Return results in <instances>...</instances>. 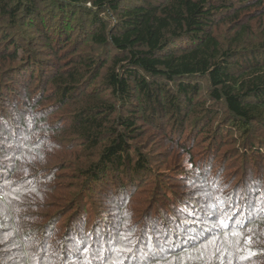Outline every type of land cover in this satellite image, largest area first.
Segmentation results:
<instances>
[{"label":"trees","instance_id":"trees-1","mask_svg":"<svg viewBox=\"0 0 264 264\" xmlns=\"http://www.w3.org/2000/svg\"><path fill=\"white\" fill-rule=\"evenodd\" d=\"M1 52L0 264L130 230L175 245L145 264H264V0H0Z\"/></svg>","mask_w":264,"mask_h":264},{"label":"snow or ice","instance_id":"snow-or-ice-1","mask_svg":"<svg viewBox=\"0 0 264 264\" xmlns=\"http://www.w3.org/2000/svg\"><path fill=\"white\" fill-rule=\"evenodd\" d=\"M248 193L244 194V197L246 198ZM188 206H186V209ZM231 208L232 211L229 212L228 209ZM239 205H232V204H225V201L222 198H217V203L212 207V211L210 215L212 216H217L219 215V218L214 222L211 227L213 229H224L228 230L229 225H232V232L231 235L237 236L239 235L237 228L243 226V221H240L239 219L233 221L232 217L236 215L237 212H239ZM197 209L192 208L191 211L187 212L188 215L193 216V220L195 221L198 219L197 216L194 215L196 213ZM118 227V225H117ZM152 233H156L157 229L155 227L152 228ZM204 231H207L205 229ZM132 235L131 230L121 236L122 240H125L128 242V244H131L132 247L128 246H113L112 241L110 237H106L109 241V244L107 246L102 245L99 249L93 248L90 244H88L86 241H84V238L81 237L80 239L76 240L75 243H72V246L70 248V253H79L84 257L83 264H92V259H102L103 264H133V261L136 260L137 258V252H139V255L141 259L138 261V264H145V261H147L149 253L152 254L153 257L156 256L157 252H173L175 249V245L171 240L168 239L167 235L164 236V241L170 245L168 248H164L163 244L160 241V237L153 236V235H148V244H147V249L148 251H143V246H141L140 249L136 248V244L138 243L134 239H130ZM203 233H196L195 235H190L188 237L189 240H198L202 238ZM156 240V244L152 243V240ZM99 243V241H96ZM112 253L113 255H110L108 259H104V253ZM127 254V255H126ZM92 259H89V258ZM148 264H151L149 261ZM174 264V262H173Z\"/></svg>","mask_w":264,"mask_h":264},{"label":"rangeland","instance_id":"rangeland-1","mask_svg":"<svg viewBox=\"0 0 264 264\" xmlns=\"http://www.w3.org/2000/svg\"><path fill=\"white\" fill-rule=\"evenodd\" d=\"M225 30H227V28H226V25H224L223 26V29L221 30V32H223V31H225ZM226 32V31H225ZM3 53L1 52L0 53V56L2 55ZM19 54H21V52L19 53ZM21 56H19V58H20ZM18 58V59H19ZM2 61H5V62H2ZM11 65V62L9 61V60H7V59H3V58H0V81H2V79H1V74H2V67H9ZM4 81V80H3ZM33 86L34 85H32L31 86V88H30V91H31V89L33 88ZM26 98H28V97H26ZM31 99H34L33 97L31 98ZM25 100V98L22 100V102ZM27 100V99H26ZM28 100H30L29 98H28ZM27 100V101H28ZM46 107V103H45V101H42L41 102V104H40V108H45ZM1 114H3V113H0V115ZM12 114V113H11ZM51 119H52V117H51ZM50 119V120H51ZM3 121L4 120H2L1 119V117H0V125L3 123ZM154 134H157V133H154ZM151 139H154L155 141H151ZM158 138L156 137V135H154V136H146V138H144L143 140H140V141H138L136 144H135V146H137V147H139V148H141V151L142 152H147V151H149V150H147V149H150L149 147L151 146V147H154V150H151L152 152H154V151H156L157 150V147H159L160 148V142H158V140H157ZM3 145V144H2ZM11 145H13V143L11 144ZM175 153H177L179 150H173ZM35 154V153H34ZM33 154V155H34ZM0 157H4L3 155H1L0 154ZM162 159H163V163H164V158L163 157H155V160H157L158 161V163L159 164H161V161H162ZM163 168H164V164H163ZM254 235V234H253ZM257 263H260V262H256V263H254V264H257ZM261 264H263V262L261 263Z\"/></svg>","mask_w":264,"mask_h":264}]
</instances>
